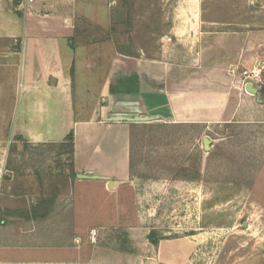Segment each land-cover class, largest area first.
<instances>
[{
    "label": "crops",
    "instance_id": "0c3cea01",
    "mask_svg": "<svg viewBox=\"0 0 264 264\" xmlns=\"http://www.w3.org/2000/svg\"><path fill=\"white\" fill-rule=\"evenodd\" d=\"M109 3L0 0L2 119L33 144L63 143L74 133L72 169L59 180L61 190L36 191L34 200L26 191L19 207L1 200L0 264H203L202 240L195 236L150 239L131 184L137 123L108 119L234 123L263 117L264 95H255L251 110L240 72L264 51V0H178L158 46L140 54H125L106 37ZM101 9L103 22L93 13ZM91 24L101 26L102 35L91 33ZM239 98L241 105L225 110ZM49 182L35 181L36 188ZM91 188L106 200L103 211L89 214L76 192L88 199ZM218 249L210 264H264V241L239 247L225 241Z\"/></svg>",
    "mask_w": 264,
    "mask_h": 264
},
{
    "label": "rangeland",
    "instance_id": "374dc122",
    "mask_svg": "<svg viewBox=\"0 0 264 264\" xmlns=\"http://www.w3.org/2000/svg\"><path fill=\"white\" fill-rule=\"evenodd\" d=\"M112 1L106 37L119 51L140 54L158 46L178 0ZM93 13L102 22L106 17L102 9ZM102 29L92 25L89 31L102 35ZM259 57H264V51ZM260 85L264 87V79ZM243 99L250 101L251 110L257 106L252 93ZM241 101L235 100L225 110L238 107ZM259 109L263 117L251 122L214 119L204 123L188 118L176 123L133 124L131 184L150 239L195 236L202 240L203 264H210L211 253L225 241L236 247L264 241V105ZM2 115L0 112V202L11 199L9 204L19 207L26 202V191L34 200L36 191L46 190L50 195L61 190L64 185L59 180L66 169H72L70 143L33 144L15 133L13 121ZM206 137L212 141L209 151L204 148ZM45 178L50 179L46 188H36L35 181ZM93 186L97 185L89 187ZM88 192V199L76 192L79 207L83 205L89 214L103 211V191L91 188Z\"/></svg>",
    "mask_w": 264,
    "mask_h": 264
},
{
    "label": "built area",
    "instance_id": "2783aa9c",
    "mask_svg": "<svg viewBox=\"0 0 264 264\" xmlns=\"http://www.w3.org/2000/svg\"><path fill=\"white\" fill-rule=\"evenodd\" d=\"M32 2L33 0H27ZM241 86L245 91L247 90V85L252 84L255 87H258L260 84H263L264 79V57H255L252 58L249 64L245 65L240 72ZM91 239L96 241L97 233L93 231L91 233Z\"/></svg>",
    "mask_w": 264,
    "mask_h": 264
},
{
    "label": "water",
    "instance_id": "95a60500",
    "mask_svg": "<svg viewBox=\"0 0 264 264\" xmlns=\"http://www.w3.org/2000/svg\"><path fill=\"white\" fill-rule=\"evenodd\" d=\"M247 90L248 92L252 93L253 95H259V88L253 86L252 84L247 85ZM155 117H150V116H139V115H121V114H115L111 118L108 119L110 122H135V123H140V122H150L154 121ZM204 143V148L206 151H209L211 149V143L212 141L209 138H204L203 139ZM79 178L82 179H103V180H110V177L106 176H101V175H88V174H79Z\"/></svg>",
    "mask_w": 264,
    "mask_h": 264
},
{
    "label": "trees",
    "instance_id": "16d2710c",
    "mask_svg": "<svg viewBox=\"0 0 264 264\" xmlns=\"http://www.w3.org/2000/svg\"><path fill=\"white\" fill-rule=\"evenodd\" d=\"M258 88H259L260 93L262 95H264V87L260 85ZM65 141L69 142L71 147L73 146V144H74V133H73V131H71L69 133V135L66 137ZM71 150H72V148H71Z\"/></svg>",
    "mask_w": 264,
    "mask_h": 264
}]
</instances>
